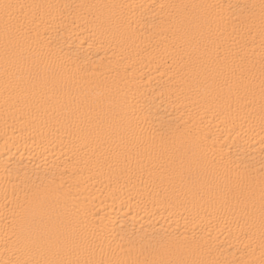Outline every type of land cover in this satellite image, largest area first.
Wrapping results in <instances>:
<instances>
[{"label":"bare ground","instance_id":"6f19581e","mask_svg":"<svg viewBox=\"0 0 264 264\" xmlns=\"http://www.w3.org/2000/svg\"><path fill=\"white\" fill-rule=\"evenodd\" d=\"M7 2L0 264H264L262 0Z\"/></svg>","mask_w":264,"mask_h":264},{"label":"snow or ice","instance_id":"6c2138e0","mask_svg":"<svg viewBox=\"0 0 264 264\" xmlns=\"http://www.w3.org/2000/svg\"><path fill=\"white\" fill-rule=\"evenodd\" d=\"M30 7L28 5L20 3H9L7 0L0 2V23L3 24L5 35L10 33V30L17 29L24 18V9ZM262 11V22H264V0L261 4ZM262 91H264V83H262ZM48 251L51 258H45L43 260L32 261L30 264H105L104 261L91 260V259H79L71 258V256H66V248L70 245L67 240H60L55 236H49L47 238ZM74 249L72 255H74Z\"/></svg>","mask_w":264,"mask_h":264}]
</instances>
